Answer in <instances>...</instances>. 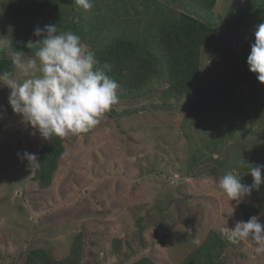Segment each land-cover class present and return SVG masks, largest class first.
I'll list each match as a JSON object with an SVG mask.
<instances>
[{"label":"rangeland","instance_id":"1","mask_svg":"<svg viewBox=\"0 0 264 264\" xmlns=\"http://www.w3.org/2000/svg\"><path fill=\"white\" fill-rule=\"evenodd\" d=\"M165 1L180 6L179 1ZM246 2L250 1L215 0L214 13L237 15ZM132 3L142 20L139 31L149 18L153 23L164 18L165 7L151 15L150 1ZM127 8L128 13L135 11ZM6 25L9 22L0 21V51L8 45L10 57ZM219 28V37L202 53L201 84L227 81L234 67L242 71L247 60L243 57L251 51L252 37L244 27L231 22L220 23ZM143 32L138 35L144 37ZM26 38L23 44L34 36ZM19 50L25 59L34 57ZM8 78L23 79L14 65ZM161 90L152 83L134 100L119 98L95 128L65 138L52 181L41 188L34 169L26 167L27 161L17 153L37 156L43 138L13 112L10 89L0 85V264L20 263L32 247H46L55 258L64 257L78 233L82 264H142L143 258L147 264H178L203 243L209 229L221 231L225 225L231 228L244 221L241 204L230 201L218 182L228 172L243 174L254 159L263 160L264 130L254 124V135L238 132L239 143L230 139L193 158L195 148L203 149L206 140L203 116H213L215 125L230 119L225 98L197 92L175 101L160 98ZM241 103L251 104L248 98ZM221 132L216 128L213 136ZM246 150L250 152L244 154ZM196 161L201 162L190 171L189 164ZM260 165L264 162L256 166ZM242 182L251 184V175H243ZM243 203H254L264 224V194L253 190ZM232 207L234 214L227 217ZM226 243L214 264L220 260L221 264H264V255L255 254L250 239L237 244L226 239Z\"/></svg>","mask_w":264,"mask_h":264},{"label":"trees","instance_id":"2","mask_svg":"<svg viewBox=\"0 0 264 264\" xmlns=\"http://www.w3.org/2000/svg\"><path fill=\"white\" fill-rule=\"evenodd\" d=\"M66 1L0 0V21L10 24L4 26V35L10 40L12 51V55L8 57V45L1 48V76L13 74L12 57L19 49L30 51V55L34 56L36 47H26L27 43L23 44L22 39L28 40L26 37L33 35L36 27L55 25L58 33L72 31L78 34L87 50L94 53V59L99 62L97 66H103L105 62L111 65L110 69L104 71L118 83L117 94L121 100L136 99L152 83L161 86L159 97L162 99L178 101L197 92L211 98L217 97L218 100L225 98L224 105L228 108L230 119L215 125L213 116H203L206 140H203V149L201 146L195 148L193 158L202 151L204 156L210 148H219L224 141L230 139L239 143L241 139L237 136L238 132L242 133L241 136L249 133L254 135V124L260 125L264 130V84L258 81L256 73L249 70L247 60L242 62V71L234 67L227 81L212 79L201 84L198 79L202 53L219 37L220 23L234 22L244 27L247 36H251L252 43L254 42L256 26L264 23V0H249L250 2L245 3L247 7L239 8L237 15L226 14L225 17L214 13L215 0H175L179 1L180 6H173L165 0H160L163 3L146 0L151 2V15L160 7L162 10L165 7L166 12L162 11L164 18L154 23L155 20L149 18L142 31L137 29L142 20L133 7L132 0H91L92 7L87 10L78 6L76 0ZM127 7H132L135 11L128 13ZM139 32H143L145 36L141 37ZM37 39L39 38L34 36V39L29 40ZM245 98H248L250 105L244 106L241 103ZM216 128L222 132L214 137ZM64 139L57 136L49 140L42 139L37 155L41 166L34 169L33 174L41 188L48 187L52 181L58 168V159L64 152ZM147 147L152 148L150 145ZM248 152L250 151H243L244 154ZM205 159L204 157L203 162ZM199 162L201 161L190 163V171ZM261 162H264V157L263 160H252L248 167ZM261 187L260 192L264 194V185ZM240 206L244 221L261 214L254 203H241ZM81 236L78 233L74 237L69 252L64 257L55 258L46 247H32L24 252L18 264H82ZM226 244L221 231L211 228L203 243L198 244L194 252L189 253L178 264H214L220 248H224ZM147 261L143 258L140 263L147 264ZM220 262L221 260L215 264H221Z\"/></svg>","mask_w":264,"mask_h":264},{"label":"clouds","instance_id":"3","mask_svg":"<svg viewBox=\"0 0 264 264\" xmlns=\"http://www.w3.org/2000/svg\"><path fill=\"white\" fill-rule=\"evenodd\" d=\"M76 4L85 10L92 7L91 0H76ZM33 35L39 39L28 41L26 47H36L34 57L25 59L24 52L18 51L12 58L22 81L9 79L7 74L0 77V85L10 89L8 103L13 112L45 140L88 133L119 103V85L104 71L111 65L105 62L97 66L94 53L72 31L58 33L57 26L45 25L36 27ZM254 35L247 64L258 81L264 83V23L256 26ZM17 155L21 161H27L26 167L31 170L41 166L34 153L24 151ZM262 173L264 165L252 166L243 174L228 172L219 179L218 187L238 206L253 190H260L264 184ZM248 174L252 177L251 184L242 182L243 175ZM225 214L232 217L234 207ZM221 233L233 244L250 239L256 245L255 254L264 255V224L257 215L247 221H236L231 228L225 225Z\"/></svg>","mask_w":264,"mask_h":264}]
</instances>
